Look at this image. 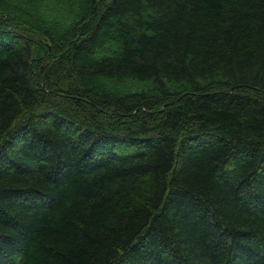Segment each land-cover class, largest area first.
I'll list each match as a JSON object with an SVG mask.
<instances>
[{
  "label": "trees",
  "instance_id": "obj_1",
  "mask_svg": "<svg viewBox=\"0 0 264 264\" xmlns=\"http://www.w3.org/2000/svg\"><path fill=\"white\" fill-rule=\"evenodd\" d=\"M0 264H264V0H0Z\"/></svg>",
  "mask_w": 264,
  "mask_h": 264
},
{
  "label": "rangeland",
  "instance_id": "obj_2",
  "mask_svg": "<svg viewBox=\"0 0 264 264\" xmlns=\"http://www.w3.org/2000/svg\"><path fill=\"white\" fill-rule=\"evenodd\" d=\"M33 43L35 44V47L33 48L34 49V59L35 58H38L40 55H43L46 51V47L44 44H42L40 41H37V40H33ZM83 60L85 62L88 61V56H84ZM88 81H90L91 83H93V85H101L100 82H97L96 80H92L91 78H87ZM96 82V83H95Z\"/></svg>",
  "mask_w": 264,
  "mask_h": 264
}]
</instances>
